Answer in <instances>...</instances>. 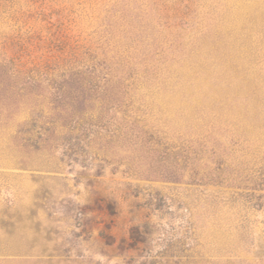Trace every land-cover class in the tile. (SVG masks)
Here are the masks:
<instances>
[{"label": "rangeland", "instance_id": "rangeland-1", "mask_svg": "<svg viewBox=\"0 0 264 264\" xmlns=\"http://www.w3.org/2000/svg\"><path fill=\"white\" fill-rule=\"evenodd\" d=\"M0 264H264V0H0Z\"/></svg>", "mask_w": 264, "mask_h": 264}, {"label": "trees", "instance_id": "trees-1", "mask_svg": "<svg viewBox=\"0 0 264 264\" xmlns=\"http://www.w3.org/2000/svg\"><path fill=\"white\" fill-rule=\"evenodd\" d=\"M65 63L70 62L69 60L66 59H62ZM62 92L64 93L65 91L62 90Z\"/></svg>", "mask_w": 264, "mask_h": 264}]
</instances>
